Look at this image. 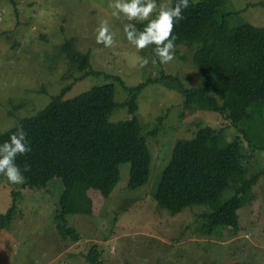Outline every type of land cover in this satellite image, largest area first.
I'll list each match as a JSON object with an SVG mask.
<instances>
[{"label": "rangeland", "instance_id": "rangeland-1", "mask_svg": "<svg viewBox=\"0 0 264 264\" xmlns=\"http://www.w3.org/2000/svg\"><path fill=\"white\" fill-rule=\"evenodd\" d=\"M226 1L220 12L229 15L233 28L250 24L264 29V0ZM109 2L0 0V134L21 119L38 115L68 86L65 99L95 86L114 84L118 103L129 97L124 85L136 87L156 80L162 72L177 77L186 89L202 86L192 49L175 48L172 61L162 64L157 59L153 64L155 45L143 50L131 45L123 31L128 21L112 16ZM103 20L114 34L112 47L96 43V28ZM67 41H73L81 53H90L92 69L101 75L76 81L82 73L61 52ZM140 57L149 58V64L141 68ZM184 100L180 90L165 82H151L139 94L137 116L152 154L149 181L129 189L130 164H123L121 181L98 217H67L68 226L81 235L77 243L63 240L56 228L60 188L50 196L11 184L0 175V215L12 208L13 193L21 194L14 222L1 233L0 264H91L86 256L94 243L105 264H264V157L259 155L264 150L250 147L231 120L211 111L186 110ZM129 117L127 109L119 106L112 120ZM205 126L224 129L230 141L241 136L245 165L250 174H262L253 199L239 212V229H220L213 236L199 230L204 225L199 216L210 211L207 207L172 215L154 197L175 144ZM256 140L264 144V135L258 133Z\"/></svg>", "mask_w": 264, "mask_h": 264}, {"label": "trees", "instance_id": "trees-1", "mask_svg": "<svg viewBox=\"0 0 264 264\" xmlns=\"http://www.w3.org/2000/svg\"><path fill=\"white\" fill-rule=\"evenodd\" d=\"M226 4V0H189L190 6L183 12L185 19L177 22L173 31L175 48L193 50L201 87L186 89L177 77L162 72L156 80L133 88L122 82L129 97L118 103L114 84L95 86L65 99L71 89L68 86L38 115L23 118L16 127L0 134L2 144L18 127L27 133L32 150L16 158L26 178L23 189L50 196L62 190L55 223L63 240H81L77 230L68 226L67 217H98L121 181L123 164H130L129 189L149 181L152 154L137 112L138 96L151 82H165L180 90L186 110L202 109L231 120L250 147L264 150L263 141L256 140L258 133L264 135V29L250 24L233 28L227 20L229 15L220 12ZM132 23L142 30L148 22ZM61 52L82 73L76 81L101 75L92 69L90 53L75 49L73 41H67ZM119 106L131 117L113 121ZM25 164L30 165V171H23ZM261 176L250 174L245 165L241 136L230 141L224 129L205 126L192 138L175 144L154 197L172 215L191 207H207L210 211L199 216L204 221L199 230L213 236L220 229H239V212L253 199ZM228 191L232 192L229 197ZM13 196L12 208L0 215V237L19 212L21 194L14 192ZM86 259L91 264H105L96 243Z\"/></svg>", "mask_w": 264, "mask_h": 264}, {"label": "clouds", "instance_id": "clouds-1", "mask_svg": "<svg viewBox=\"0 0 264 264\" xmlns=\"http://www.w3.org/2000/svg\"><path fill=\"white\" fill-rule=\"evenodd\" d=\"M189 0H164L158 4L157 0H110L112 16L119 19L123 16L128 22L124 24L123 31L128 42L137 50H143L150 45H155L154 56L151 62L157 59L162 64L172 61L175 52V40L173 31L177 22L185 19L183 12L189 7ZM155 13L154 18L153 14ZM132 21H148L140 30ZM96 43L105 47L115 44L114 34L110 31L107 20H103L96 28ZM141 68L149 64V58L140 57ZM31 146L27 140L24 128L18 127L9 139L0 144V175L14 185L25 183V177L21 168L16 163L18 155H26L31 152ZM264 157V151L259 152ZM23 171H30V165L25 164Z\"/></svg>", "mask_w": 264, "mask_h": 264}]
</instances>
